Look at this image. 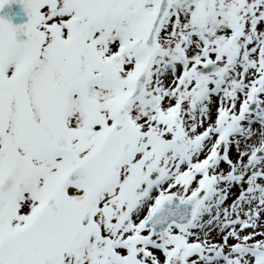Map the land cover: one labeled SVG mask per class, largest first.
Returning a JSON list of instances; mask_svg holds the SVG:
<instances>
[{
    "label": "snow or ice",
    "instance_id": "obj_1",
    "mask_svg": "<svg viewBox=\"0 0 264 264\" xmlns=\"http://www.w3.org/2000/svg\"><path fill=\"white\" fill-rule=\"evenodd\" d=\"M19 2L0 264H264V0Z\"/></svg>",
    "mask_w": 264,
    "mask_h": 264
},
{
    "label": "rangeland",
    "instance_id": "obj_2",
    "mask_svg": "<svg viewBox=\"0 0 264 264\" xmlns=\"http://www.w3.org/2000/svg\"><path fill=\"white\" fill-rule=\"evenodd\" d=\"M213 111H215V106H213ZM232 155H233V157H235V149H233V151H232ZM221 167H222V168H226L227 166L224 165V164H222ZM232 192H233V195H230V196H229L228 203H230L231 200L234 198V194L237 192V189L234 188V189L232 190ZM210 239L217 240V241L220 239V235H219L218 230H215V229H214V230L210 233ZM231 242H234V241H231V240H230V243H231Z\"/></svg>",
    "mask_w": 264,
    "mask_h": 264
},
{
    "label": "water",
    "instance_id": "obj_3",
    "mask_svg": "<svg viewBox=\"0 0 264 264\" xmlns=\"http://www.w3.org/2000/svg\"><path fill=\"white\" fill-rule=\"evenodd\" d=\"M12 19V21H13V23H21L22 21H17V20H15V19H13V18H11Z\"/></svg>",
    "mask_w": 264,
    "mask_h": 264
}]
</instances>
